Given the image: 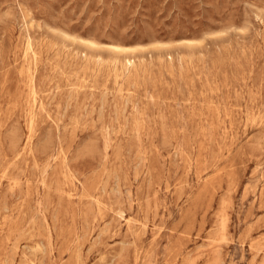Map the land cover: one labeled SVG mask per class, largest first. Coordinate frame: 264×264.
<instances>
[{"label":"rangeland","instance_id":"obj_1","mask_svg":"<svg viewBox=\"0 0 264 264\" xmlns=\"http://www.w3.org/2000/svg\"><path fill=\"white\" fill-rule=\"evenodd\" d=\"M0 264H264V0H0Z\"/></svg>","mask_w":264,"mask_h":264}]
</instances>
